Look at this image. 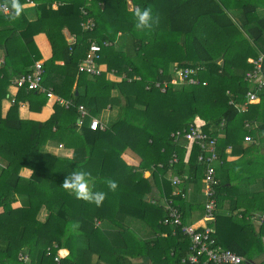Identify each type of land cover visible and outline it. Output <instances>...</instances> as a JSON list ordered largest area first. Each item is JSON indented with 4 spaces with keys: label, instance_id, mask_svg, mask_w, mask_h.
Masks as SVG:
<instances>
[{
    "label": "trees",
    "instance_id": "1",
    "mask_svg": "<svg viewBox=\"0 0 264 264\" xmlns=\"http://www.w3.org/2000/svg\"><path fill=\"white\" fill-rule=\"evenodd\" d=\"M89 1L104 2V9L95 13ZM131 1L136 8L151 6V28H135L133 17L125 14L128 0H35L34 16L23 7L26 0H19L22 11L15 20L11 7L8 14L0 13V264H182L191 238L181 226L164 223V202L172 199L179 206L183 224L205 210V164L198 160L202 150L172 136L198 117L204 131L218 137L222 162L216 165L215 218L210 222L217 242L241 255L243 264H264V219L258 225L251 218L253 210L264 212V170L259 169L264 154L244 156L264 146V88L258 103L240 110L251 87L244 74L253 65L246 59L264 49V13H257L251 0ZM239 7L246 8L245 20L237 15L240 23L230 13ZM83 8L95 22L92 30L82 26L87 18ZM208 25L214 32L204 29ZM65 26L74 36L71 43ZM40 32L53 50L44 62L43 85L53 86L72 104L57 103L49 120L33 123L20 117L19 108L29 102L38 111L48 100L46 93L19 88L10 96L13 103L6 114L3 101L14 79L42 59L34 39ZM222 36L226 45L220 43ZM92 41L102 45L99 62L119 80L105 72L79 73ZM136 55L140 63L134 61ZM168 62H177L175 68H198L199 83L173 84L175 69L168 73ZM156 82H166L165 90ZM81 104L88 116L77 129ZM113 108L116 118L103 122L104 129L92 130L91 117ZM247 134L255 142L245 148ZM53 141L73 148V155L44 151ZM24 168L31 170L30 176L21 173ZM74 170L90 172L91 190L107 193L102 206L78 200L61 187ZM175 175L182 181L178 187L171 180ZM106 179L118 183L115 192ZM240 207H245L241 218L227 211ZM73 224L79 227L73 229Z\"/></svg>",
    "mask_w": 264,
    "mask_h": 264
},
{
    "label": "built area",
    "instance_id": "2",
    "mask_svg": "<svg viewBox=\"0 0 264 264\" xmlns=\"http://www.w3.org/2000/svg\"><path fill=\"white\" fill-rule=\"evenodd\" d=\"M33 2V0H26V3L31 4ZM54 6L56 7L57 4H54ZM82 11L85 17H87L82 22L83 28L92 30L95 26V22L92 18L88 17V11L85 8H83ZM9 12L10 5L5 7V0H0V13L8 14ZM104 44L108 45L107 42ZM101 50L102 45L100 43L96 41L91 42L86 56L79 63V73L99 76L105 72L104 64L99 62ZM251 63L253 67L245 74V79L251 83V87L246 93V102L244 103V106L240 107V110H245L247 105L250 103H256L259 100V92L264 88V51H261L257 57L251 60ZM3 64L4 57H0V68ZM197 72L198 68L194 67H176L172 83L198 84L199 79L195 77ZM43 77L44 62L42 60H37L32 71L15 78L12 84L16 86L17 89L25 87L29 90H41L47 94L49 99L53 98V91L47 89L43 85ZM205 83L206 82H204V84ZM155 85L159 86L161 90L164 91L167 83L156 82ZM55 101L65 105L66 107H69L72 104L70 100H65L62 97H55ZM78 111L80 114L78 125L82 126L84 119L88 116V111L83 104L79 105ZM225 122V119H223L220 125L221 129L225 126ZM202 125L203 123L195 122V124H191L189 129L184 128L183 130L173 132L172 136L175 138L184 137L187 139L189 147L193 146V144H198L202 150V153L198 156V160L205 164L203 178V182L205 183V194L207 195L204 210L205 219L214 224L216 208L215 187L218 184V179L216 177V165L221 163V159L218 152V137L212 136L204 131ZM89 126L92 130L105 128V124H103L100 118L94 116L91 117ZM245 140L251 141L252 136L246 135ZM174 161H177L176 155L174 157ZM171 180L176 187H178L182 182L181 178L176 175L172 176ZM173 193L174 195H178L180 190L176 189ZM164 203L167 210V216L164 219V223L181 226L182 231L191 238V251L182 259V264H243L244 259L241 255L230 248H224L218 244L215 236L216 228L212 223L203 225L190 223L183 224L179 206L176 205L172 199H166ZM263 219L264 216L260 218L262 222ZM27 256L23 255L21 252L19 253V257L21 259H27ZM59 257L60 255L56 256L55 260H58Z\"/></svg>",
    "mask_w": 264,
    "mask_h": 264
},
{
    "label": "crops",
    "instance_id": "3",
    "mask_svg": "<svg viewBox=\"0 0 264 264\" xmlns=\"http://www.w3.org/2000/svg\"><path fill=\"white\" fill-rule=\"evenodd\" d=\"M33 1L35 2V0H33ZM251 1L253 3H256L257 4V13L264 12V0H251ZM34 2L31 3V4L25 2L24 5H23V7L27 8V6H34V4H35ZM233 2L236 3V0L235 1L232 0V3ZM128 3H129V7H128V9H127V11H126L125 14H126L127 18L130 19V17H133V13H134L135 8L137 7V5H135L131 0H128ZM89 7L91 9H93V11L95 13H99L101 10L104 9V2L103 3L102 2H97L96 3L94 1H91V2L89 1ZM244 10H246V8H243V9L240 8V7L239 8H236V9L233 8L230 13L234 16L235 20H237L238 23H240L239 19L245 20V15L243 13ZM237 15H238L239 19L237 18ZM133 19H134V17H133ZM208 26L209 27H206L204 29L211 28V31L214 32L212 25H208ZM240 29L243 31V33L245 34V36L247 38L249 37V39H250L249 33L242 26H241ZM204 36L205 37L206 36L209 37V35L208 34H205V33H204ZM223 37L224 36L220 37V43L225 44V41H224V38ZM34 39H35V42L37 43V45H38V47H39V49L41 51V54H42V59H40V60H42L43 62H45L53 54L52 46H51V43H50V41L48 39V36L46 35V33L40 32V33H38V34L35 35ZM73 40H74V36H73ZM262 47H264V46H262ZM240 50H242V49L239 47V51H238L239 53H240ZM261 51H264V49H261V50L259 49V53ZM0 57H4V54H3V52H1V50H0ZM254 58L255 57H251L250 56L246 60H247L248 63H251V60H253ZM133 59L137 63H140L141 62V59L137 55L136 56H133ZM223 60H224V58H222V57H220L218 59V61L220 63H222ZM62 62L63 61H60L61 64H62ZM176 65H177V62H168V63H166V65H165L164 68H165V70L168 73H170V72H172L173 69H175V66ZM104 69H105V73L107 74V77L108 78L114 79L115 77H117L118 79H120L119 76H117L115 74V72L113 73L114 70H109L108 69L107 64H104ZM45 87L47 89H50V90L53 91V93H54L53 98H50V99L47 98L48 99L47 102L38 111L31 110L29 102L22 103L21 106H20V108H19V115H20V117L22 119L28 120V121H32L33 123H35V122H45V121L49 120L51 118V116L57 112V109H56L55 106H56V104L58 102L55 101V97H61V96L58 95L55 92V90L53 89V86H51V87L50 86L49 87L45 86ZM73 89L75 90L76 94L79 93V89L76 86V83L74 84ZM17 91H18V89L15 88L13 85H10L9 86V92H10V94L3 101V113L4 114L7 113V111L9 110V108L11 106V104L13 103L12 101H10L11 100V97L10 96L12 95V97H13L17 93ZM82 91L85 92L84 88L82 89ZM113 93L115 94L116 91H113ZM259 101H260V97H259V100L256 103H258ZM117 112L118 111H117L116 108L106 109V110H104V112H102V114H101L102 116L101 117H99L97 115L94 116V117H99L100 120L105 123V121L103 119L104 116L110 117V121H112V120H114V118H116ZM78 120H79V117L77 118V121H76L77 129H79V127H82V126H79L78 125ZM197 122L204 123V121L202 119H200L199 117L197 118ZM29 124L30 125H33L32 123H29ZM257 125H258L257 123L254 124V126H257ZM220 135L222 136L224 134L220 133ZM247 135H251V134H247ZM254 142H255V139H254L253 136H252V140L251 141H246L245 138H244L243 147H245V148L250 147L251 144L254 143ZM43 149L44 150H48V152H51V153H53L55 155L68 156V157L69 156L71 157L73 155V152H74V149L73 148L66 147V145H65L64 142H58L57 143V141L48 142L46 145L43 146ZM245 152H246L245 153L246 155H244V156H246V157H256L257 155H259V157H260V156H262V154H264V146H260V147H258V149L251 148L250 150H247ZM229 156H230L229 159H237V156L236 155L235 156L229 155ZM260 161L261 162L263 161V164H264V160H262V158H260ZM219 165L220 164H218V166ZM259 169H260V171L264 170V165H262ZM21 173H23L25 176H30L31 170L30 169H27V168H24L21 171ZM227 211L230 214H234L236 217L241 218L242 215H243V213L245 212V207H240L239 210H235V211H232V210H227ZM263 214H264V212H262V213H255V210H253L252 211L251 218L253 219V221L256 224L260 225L261 223L259 222L258 219L262 218L264 216ZM198 215H200V214H198ZM42 216H43V214H42ZM207 223L209 224L210 222H208L205 219V212H204V215L203 216L198 217V219L196 220V222H194V224H199V225H203V224H207Z\"/></svg>",
    "mask_w": 264,
    "mask_h": 264
},
{
    "label": "clouds",
    "instance_id": "4",
    "mask_svg": "<svg viewBox=\"0 0 264 264\" xmlns=\"http://www.w3.org/2000/svg\"><path fill=\"white\" fill-rule=\"evenodd\" d=\"M14 10V15L11 17L15 20L22 11V5L19 0H5V7L9 6ZM134 25L138 30L151 28L154 22L153 12L151 6L146 8H136L134 13ZM91 173L84 170H74L67 175L63 180L61 187L70 195H74L76 199L85 201L87 203L95 204L97 207L102 206L107 197V193L103 191L93 192L90 188ZM108 189L115 192L119 185L115 180L106 179L104 181ZM78 224H73L72 228H78Z\"/></svg>",
    "mask_w": 264,
    "mask_h": 264
},
{
    "label": "rangeland",
    "instance_id": "5",
    "mask_svg": "<svg viewBox=\"0 0 264 264\" xmlns=\"http://www.w3.org/2000/svg\"><path fill=\"white\" fill-rule=\"evenodd\" d=\"M35 5V4H34ZM26 10L27 11H29V14L30 15H32V16H34V14H35V11H34V7L33 6H27V8H26ZM261 13H264V12H261ZM245 74H246V72H245ZM245 74H244V76H245ZM111 79V78H110ZM111 80H119L117 77H115L114 79H111ZM81 90H82V88H81ZM57 109V108H56ZM102 113H99V114H97V116H99V117H101L102 115H101ZM103 119H104V121H105V123H108L109 121H110V117H108V116H104L103 117ZM115 119V118H114ZM84 121H86V118L84 119ZM44 150V149H43ZM44 151H48V150H44ZM146 175H149V172H146ZM202 194H204V186H202ZM203 199H204V196H203ZM206 196H205V201H206ZM203 203H204V200H203ZM201 213V216L202 215H204V212L203 211H201L200 212ZM43 214V217H45L46 216V212H43L42 213ZM264 215V214H263ZM198 219V217L197 216H194V218L193 219H191V221H189V223H194V222H196V220ZM263 245H264V239H263V244L261 243V245H260V248H263ZM255 260H257V258L259 259V257L256 255L255 257Z\"/></svg>",
    "mask_w": 264,
    "mask_h": 264
},
{
    "label": "water",
    "instance_id": "6",
    "mask_svg": "<svg viewBox=\"0 0 264 264\" xmlns=\"http://www.w3.org/2000/svg\"><path fill=\"white\" fill-rule=\"evenodd\" d=\"M63 32L69 43L73 42V35L68 27H64Z\"/></svg>",
    "mask_w": 264,
    "mask_h": 264
}]
</instances>
